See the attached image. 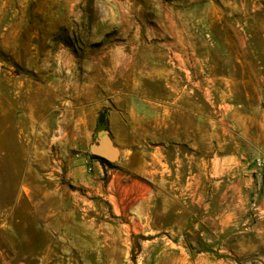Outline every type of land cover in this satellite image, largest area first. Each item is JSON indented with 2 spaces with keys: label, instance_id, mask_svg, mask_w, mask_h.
Instances as JSON below:
<instances>
[{
  "label": "rangeland",
  "instance_id": "obj_1",
  "mask_svg": "<svg viewBox=\"0 0 264 264\" xmlns=\"http://www.w3.org/2000/svg\"><path fill=\"white\" fill-rule=\"evenodd\" d=\"M165 68L207 106L215 142L264 157V0H0V264L194 259L195 237L148 234L139 203L95 189L111 175L96 176L89 147L111 130L82 122L110 103V71ZM111 135L133 143L120 125ZM240 241L231 264H264V233Z\"/></svg>",
  "mask_w": 264,
  "mask_h": 264
},
{
  "label": "crops",
  "instance_id": "obj_2",
  "mask_svg": "<svg viewBox=\"0 0 264 264\" xmlns=\"http://www.w3.org/2000/svg\"><path fill=\"white\" fill-rule=\"evenodd\" d=\"M108 76L110 103L99 96L101 104L85 108L86 118H79L98 123L100 112L107 110L110 135L120 125L133 143L118 147L116 168L107 169L99 160L94 164L97 177L111 175L105 191L98 179L95 189L124 205L139 203L142 221L157 222L148 234L196 238L192 261L174 256L166 264H231V252L249 246L248 241L231 244V237L264 233V178L253 163L264 157L227 140L215 142L214 118L182 90L177 70L165 68L152 80L144 69L110 71ZM79 94V99H92L91 93L87 99ZM141 140L155 142L154 148L137 147Z\"/></svg>",
  "mask_w": 264,
  "mask_h": 264
},
{
  "label": "water",
  "instance_id": "obj_3",
  "mask_svg": "<svg viewBox=\"0 0 264 264\" xmlns=\"http://www.w3.org/2000/svg\"><path fill=\"white\" fill-rule=\"evenodd\" d=\"M261 99L264 105V86L262 88ZM89 150L92 155L102 157L108 162L119 160V148L114 143L108 130H102L98 133V137L90 144ZM192 244L195 245L196 242L192 241Z\"/></svg>",
  "mask_w": 264,
  "mask_h": 264
},
{
  "label": "trees",
  "instance_id": "obj_4",
  "mask_svg": "<svg viewBox=\"0 0 264 264\" xmlns=\"http://www.w3.org/2000/svg\"><path fill=\"white\" fill-rule=\"evenodd\" d=\"M105 114H106L105 111L100 112L99 117H98V126L99 127L101 126V127L105 128V129H107V121H106V118H105ZM92 157L95 158V159H97V160H99L103 164L111 165L110 162H108L107 160H105L102 157L95 156V155H92Z\"/></svg>",
  "mask_w": 264,
  "mask_h": 264
},
{
  "label": "built area",
  "instance_id": "obj_5",
  "mask_svg": "<svg viewBox=\"0 0 264 264\" xmlns=\"http://www.w3.org/2000/svg\"><path fill=\"white\" fill-rule=\"evenodd\" d=\"M253 163L258 169L264 171V159L263 158L255 157L253 159Z\"/></svg>",
  "mask_w": 264,
  "mask_h": 264
},
{
  "label": "bare ground",
  "instance_id": "obj_6",
  "mask_svg": "<svg viewBox=\"0 0 264 264\" xmlns=\"http://www.w3.org/2000/svg\"><path fill=\"white\" fill-rule=\"evenodd\" d=\"M184 44V43H183ZM84 89V88H83ZM88 89H89V87H88ZM83 91V90H82Z\"/></svg>",
  "mask_w": 264,
  "mask_h": 264
}]
</instances>
